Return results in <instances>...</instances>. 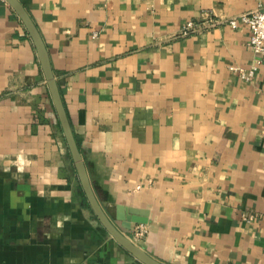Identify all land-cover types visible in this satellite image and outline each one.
<instances>
[{
	"label": "crops",
	"instance_id": "crops-1",
	"mask_svg": "<svg viewBox=\"0 0 264 264\" xmlns=\"http://www.w3.org/2000/svg\"><path fill=\"white\" fill-rule=\"evenodd\" d=\"M20 1L112 221L128 235L146 224L134 241L166 264H264V54L227 21L264 0ZM189 20L198 29L184 35ZM232 65L257 74L246 81ZM0 264H143L92 211L34 41L7 0Z\"/></svg>",
	"mask_w": 264,
	"mask_h": 264
},
{
	"label": "water",
	"instance_id": "water-1",
	"mask_svg": "<svg viewBox=\"0 0 264 264\" xmlns=\"http://www.w3.org/2000/svg\"><path fill=\"white\" fill-rule=\"evenodd\" d=\"M8 3L15 9L24 25L26 26L30 36L32 37L37 53L41 62L43 72L51 93L54 107L56 109L61 127L63 129L64 137L70 151L74 166L76 168L78 178L81 186L85 192L88 203L107 231L119 242L127 251L134 255L143 264H166L149 254L142 246L137 244L128 234L124 233L108 216L104 209V204L98 199L93 188L87 165L80 149L78 140L72 129L70 118L62 97L60 85L57 81L56 75L51 65L50 56L42 35L28 13L24 4L20 0H7ZM125 227H131L126 224Z\"/></svg>",
	"mask_w": 264,
	"mask_h": 264
},
{
	"label": "built area",
	"instance_id": "built-area-1",
	"mask_svg": "<svg viewBox=\"0 0 264 264\" xmlns=\"http://www.w3.org/2000/svg\"><path fill=\"white\" fill-rule=\"evenodd\" d=\"M227 21L233 27H237L240 24L246 25L250 31L249 44L256 53L264 54V5L256 9L243 12L238 16L228 18ZM211 23L214 24V22ZM197 29V22L189 20L183 26L182 34L187 35L195 32ZM230 68L237 71L240 77L246 81H251L256 76L258 70L257 65H253L251 67L232 65ZM147 232V225L144 223H138L132 227L129 236L133 240H138L144 237Z\"/></svg>",
	"mask_w": 264,
	"mask_h": 264
}]
</instances>
